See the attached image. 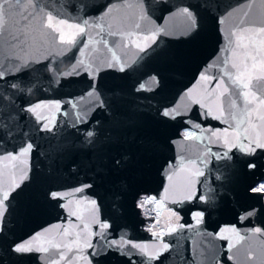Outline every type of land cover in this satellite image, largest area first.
<instances>
[{
	"label": "water",
	"instance_id": "1",
	"mask_svg": "<svg viewBox=\"0 0 264 264\" xmlns=\"http://www.w3.org/2000/svg\"><path fill=\"white\" fill-rule=\"evenodd\" d=\"M261 28V0H0V264H264V149L232 147L264 141Z\"/></svg>",
	"mask_w": 264,
	"mask_h": 264
},
{
	"label": "snow or ice",
	"instance_id": "2",
	"mask_svg": "<svg viewBox=\"0 0 264 264\" xmlns=\"http://www.w3.org/2000/svg\"><path fill=\"white\" fill-rule=\"evenodd\" d=\"M261 3H264V0H261ZM75 7V6H73ZM84 7H88V5H84ZM112 9L111 8H108L107 11L103 14V15H108L109 12H111ZM182 15L186 18L187 20V24H186V30H190L192 32H194L197 27H198V24H197V20L194 16V14L192 12L189 11V8L185 7L183 8L182 10ZM231 13H229L230 15ZM51 16L49 17V23L47 24V26H50L53 28L54 31L58 32L59 29L58 28H54L52 23H51ZM220 23H223V20H220L219 21ZM83 24L84 25H89L90 24V21L89 20H84L83 21ZM85 31L84 28H81V32ZM158 31H162V29H159ZM259 31L261 32H264V28H261L259 29ZM233 35L236 34V32L234 31L232 33ZM60 40L61 41H64V37L61 36L60 37ZM69 43H75V40L73 41H70ZM229 43H231V41H229ZM111 67V65H109ZM121 71H125V69L122 67L120 69ZM226 75H228L227 72H225ZM8 76V73L5 72L4 70H0V80H5L6 77ZM12 87H15V85H12ZM138 90H145V85L144 84H141L139 86V89ZM96 93L95 91H90L88 93V96L89 97H92V96H95ZM94 104H96L97 106L99 107H104L105 106V101L100 99L98 96L96 97V100L93 101ZM36 107H39V105H37ZM26 111L28 112H33L34 111V108L32 107H29L27 109H25ZM163 115L164 116H168L169 113L168 112H163ZM221 115H223V113H221ZM7 118H10V114H8L7 116L5 117H0V124H3V126L7 127V123H6V120ZM38 119H41L43 120L44 118L43 117H38ZM88 121H87V118H86V115H83V114H80V115H77V124H87ZM43 129L44 130H47V131H50V127H49V124L47 122H45L43 124ZM93 136V132L92 131H87L86 132V137H92ZM89 143H91V141L89 140ZM232 147L233 148H238L242 153L246 154V155H251L253 153L256 152V150L259 148V149H264V141H258V140H249L247 144L244 143L243 140H241L238 144H232ZM32 148V145L31 144H28L26 148H24V151L27 152V151H30ZM229 157V153L228 152H225L223 153V155H217V158L218 159H222V158H228ZM120 163L121 161L119 160H116L114 161V164L115 166L119 167L120 166ZM249 167H255L254 164H249L248 165ZM197 175H204V173L201 171V172H198ZM15 187H19V185H16ZM15 189H13L14 191ZM80 191H82V189H78ZM252 191H255V192H260V191H264V185H261L260 187L258 188H254L252 189ZM11 193L10 192H3L2 193V197H0V209H3V210H0V224H2V220H3V217L5 215V212H6V202L9 200V197H10ZM53 198H57L58 194L57 193H52L51 194ZM193 198H198L200 200H204L205 199V196L204 195H200L198 197L195 196L194 193H191L189 194V196L187 197V199H193ZM91 203L95 204V201H92ZM138 206H143V205H138ZM197 216H202V213H197L196 214ZM99 227L101 228H108L109 225L108 224H101L99 225ZM256 232H260L261 229L257 228L255 229ZM113 245L115 246V241H113ZM59 247V246H57ZM88 247H92V245L89 243L88 244ZM133 247H139L138 245H133ZM167 245H164V250H167ZM33 249L30 248V247H26L24 244H18L16 245V247L14 248V251L16 252H25V251H32ZM41 251H44V252H47L48 249H41ZM158 257H154L153 259H156ZM60 259L63 260L64 259V256L63 254L60 255Z\"/></svg>",
	"mask_w": 264,
	"mask_h": 264
}]
</instances>
